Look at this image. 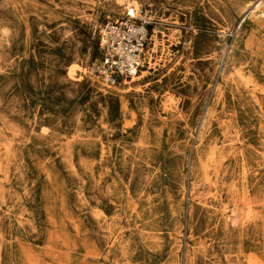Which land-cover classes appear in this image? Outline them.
<instances>
[{"label":"rangeland","instance_id":"1","mask_svg":"<svg viewBox=\"0 0 264 264\" xmlns=\"http://www.w3.org/2000/svg\"><path fill=\"white\" fill-rule=\"evenodd\" d=\"M0 264H264V0H0Z\"/></svg>","mask_w":264,"mask_h":264},{"label":"built area","instance_id":"2","mask_svg":"<svg viewBox=\"0 0 264 264\" xmlns=\"http://www.w3.org/2000/svg\"><path fill=\"white\" fill-rule=\"evenodd\" d=\"M141 13L140 9L134 13L127 9L123 18L107 20L100 27L101 67L108 78H131L152 63L150 20Z\"/></svg>","mask_w":264,"mask_h":264},{"label":"bare ground","instance_id":"3","mask_svg":"<svg viewBox=\"0 0 264 264\" xmlns=\"http://www.w3.org/2000/svg\"><path fill=\"white\" fill-rule=\"evenodd\" d=\"M125 3H127V1H125ZM125 3H124V5H125ZM133 3H135V4H138L136 1H133ZM134 5V4H133ZM117 7H120V6H122V4L121 3H119L118 5H116ZM127 6V8H129V5H126ZM135 9V8H134ZM137 9H139L138 7H137ZM118 10V9H117ZM130 12H133L134 13V10H133V8L132 9H130ZM155 40V39H154ZM157 41V40H156ZM102 71V70H101ZM219 71V70H218ZM140 72V71H139ZM102 73H104L105 74V72L104 71H102ZM144 74V72H141V74L139 75V76H141V75H143ZM137 75V74H136ZM136 75H134L133 76V79H132V81H134V80H136L137 78H140V77H138V76H136ZM104 79L105 80H108L110 83H114L115 81H114V79L112 78H108V76L107 75H105L104 76ZM132 81H126L127 83H129V82H132Z\"/></svg>","mask_w":264,"mask_h":264}]
</instances>
